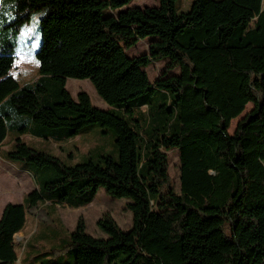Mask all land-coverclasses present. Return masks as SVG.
Returning <instances> with one entry per match:
<instances>
[{
    "label": "trees",
    "instance_id": "obj_1",
    "mask_svg": "<svg viewBox=\"0 0 264 264\" xmlns=\"http://www.w3.org/2000/svg\"><path fill=\"white\" fill-rule=\"evenodd\" d=\"M133 1L0 0V145L14 135L0 158L26 163L35 183L2 210L0 264H32L38 232L21 259L14 241L29 210L83 207L99 188L130 199L131 225L122 230L104 214L97 225L107 237L97 238L79 216L59 242L74 247V264H264L263 0H192L183 12L175 0L143 9L128 7ZM40 11L38 75L19 84L13 38ZM148 37V54L127 55ZM159 61L151 81L146 67ZM68 78L88 79L109 107L83 91L73 98ZM94 124L114 132L118 160L68 165L22 140L59 142Z\"/></svg>",
    "mask_w": 264,
    "mask_h": 264
},
{
    "label": "rangeland",
    "instance_id": "obj_2",
    "mask_svg": "<svg viewBox=\"0 0 264 264\" xmlns=\"http://www.w3.org/2000/svg\"><path fill=\"white\" fill-rule=\"evenodd\" d=\"M192 0H175L176 12L188 11ZM264 4V0H263ZM158 5L157 0H134L129 7L145 8ZM122 7L120 10L125 9ZM119 10L112 11L116 14ZM43 12L31 14L29 22L26 23L17 35L14 52L16 55L12 73L19 84L32 82L38 75V64L36 52L39 49L41 34L39 20ZM152 37L140 40L134 47L126 50L130 57L148 54V45ZM165 61L153 62L146 67V72L151 81L155 80L161 73ZM177 73V70L172 71ZM171 72V73H172ZM66 90L76 97L77 93L83 91L88 94L93 106L106 109L109 106L96 94L91 82L88 79L68 78L65 84ZM251 103H248L244 112L250 110ZM244 112L230 122L228 128L232 133L237 121ZM22 140L29 146L42 149L59 157L68 165L86 162L88 160L97 161L99 157L110 155L118 160V152L115 146V134L107 127L98 124L84 128L78 135L62 139L59 142L36 138L31 134L22 136ZM14 135H6L0 145V154H4L13 146ZM169 176L171 186L174 191H178V153L176 150L168 152ZM0 213L7 202H18L21 198L35 187L33 177L29 172L21 170L27 165L24 162H8L0 158ZM129 198H116L99 188L93 200L83 207L70 208L66 205L44 206L38 205L27 212L24 229L14 235V241L18 245V257L21 259L23 245L33 233H37L32 239V245L36 249L29 257L28 262L32 264H74L75 249L63 243V248L59 246L62 239H69V234L73 230L76 220L81 216L85 222V231L97 238H105L107 234L97 225V220L104 214H109L122 230H127L132 221V213L127 208ZM1 216V214H0ZM52 231H55L54 233ZM56 244V245H55ZM55 245V246H53ZM30 249V248H29ZM33 256L38 258L33 259ZM15 264H22L17 261Z\"/></svg>",
    "mask_w": 264,
    "mask_h": 264
},
{
    "label": "crops",
    "instance_id": "obj_3",
    "mask_svg": "<svg viewBox=\"0 0 264 264\" xmlns=\"http://www.w3.org/2000/svg\"><path fill=\"white\" fill-rule=\"evenodd\" d=\"M2 160H4L3 158H1ZM4 161H6V160H4ZM0 167H1V164H0ZM21 170H23V169H21ZM24 171H26V170H24ZM31 176V175H30ZM22 199V198H21ZM21 201H18V202H15V203H13V202H7V203H13V204H17V203H20ZM7 203H5L4 205H6ZM1 214V213H0Z\"/></svg>",
    "mask_w": 264,
    "mask_h": 264
},
{
    "label": "water",
    "instance_id": "obj_4",
    "mask_svg": "<svg viewBox=\"0 0 264 264\" xmlns=\"http://www.w3.org/2000/svg\"><path fill=\"white\" fill-rule=\"evenodd\" d=\"M129 7V6H128Z\"/></svg>",
    "mask_w": 264,
    "mask_h": 264
}]
</instances>
